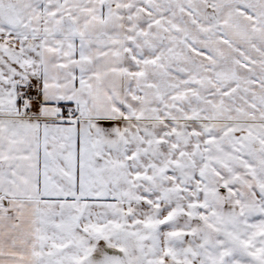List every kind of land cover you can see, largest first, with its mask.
<instances>
[{"label": "snow or ice", "instance_id": "6c2138e0", "mask_svg": "<svg viewBox=\"0 0 264 264\" xmlns=\"http://www.w3.org/2000/svg\"><path fill=\"white\" fill-rule=\"evenodd\" d=\"M0 264H264V0H0Z\"/></svg>", "mask_w": 264, "mask_h": 264}]
</instances>
